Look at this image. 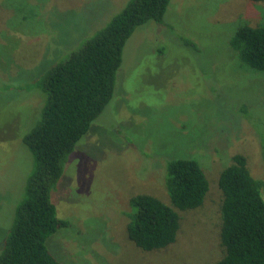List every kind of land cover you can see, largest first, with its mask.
<instances>
[{"label": "rangeland", "instance_id": "rangeland-1", "mask_svg": "<svg viewBox=\"0 0 264 264\" xmlns=\"http://www.w3.org/2000/svg\"><path fill=\"white\" fill-rule=\"evenodd\" d=\"M127 1L0 0V251L33 165L19 136L38 117L42 92L26 83L79 47ZM242 19L264 23V2L169 0L165 25L150 20L133 30L110 101L51 190L56 214L69 222L45 241L59 262L212 264L222 255L220 169L240 152L251 173L264 176V71L246 64L229 44ZM244 102L249 110L241 112ZM192 155L208 178L203 203L178 210L172 243L140 250L126 234L129 196L148 192L170 203L161 158Z\"/></svg>", "mask_w": 264, "mask_h": 264}, {"label": "trees", "instance_id": "trees-1", "mask_svg": "<svg viewBox=\"0 0 264 264\" xmlns=\"http://www.w3.org/2000/svg\"><path fill=\"white\" fill-rule=\"evenodd\" d=\"M168 2L128 0L64 59L37 77H29L34 78L26 83V89L38 87L44 95L40 93L37 103L38 117L18 135L31 151L33 165L3 242L0 264H62L45 243L59 226L69 224L56 214L51 190L75 144L110 101L127 38L147 21L165 25ZM229 44L246 64L264 71L263 22L250 24L242 19ZM239 106L241 112L247 109L246 102ZM161 159L166 164L160 161V180L170 203L148 192L128 198L132 210L126 222L127 238L143 251L172 243L180 227L178 210L200 206L209 190L208 178L194 156ZM262 159L264 164V151ZM216 182L221 193L219 241L223 253L212 264H264V176L255 177L246 156L236 152L220 169Z\"/></svg>", "mask_w": 264, "mask_h": 264}]
</instances>
